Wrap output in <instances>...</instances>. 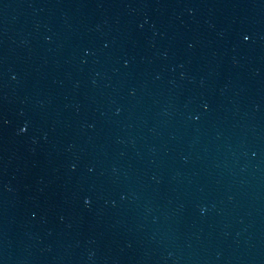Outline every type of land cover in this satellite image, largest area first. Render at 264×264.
I'll list each match as a JSON object with an SVG mask.
<instances>
[{
    "label": "water",
    "instance_id": "1",
    "mask_svg": "<svg viewBox=\"0 0 264 264\" xmlns=\"http://www.w3.org/2000/svg\"><path fill=\"white\" fill-rule=\"evenodd\" d=\"M0 264H264V0H0Z\"/></svg>",
    "mask_w": 264,
    "mask_h": 264
}]
</instances>
